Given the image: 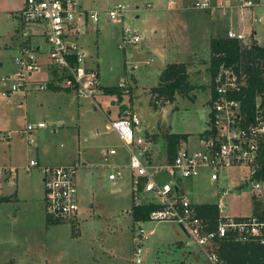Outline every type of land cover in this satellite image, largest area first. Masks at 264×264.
<instances>
[{
	"label": "rangeland",
	"instance_id": "rangeland-1",
	"mask_svg": "<svg viewBox=\"0 0 264 264\" xmlns=\"http://www.w3.org/2000/svg\"><path fill=\"white\" fill-rule=\"evenodd\" d=\"M23 1L0 0V77L13 68L11 60L19 44L15 29ZM167 1L77 0L83 8L99 12L98 21L79 22L84 33L77 42L87 52L86 63L95 65L102 91L117 86L118 93L101 98L98 92L92 101L72 90L46 88L26 93L20 103L21 92L5 97L0 89V197L8 198L0 200V264H134L139 227L146 238L142 261L135 264H212L175 221L132 220L128 214L133 206L129 149L115 131L105 128L110 121L104 110L111 99L119 117L130 113L139 117L143 126L139 134L145 135L146 128L154 142L152 161L163 163L161 114L166 104L155 102L144 88L156 85L162 68L175 61L187 65L194 87L186 94L175 93L165 128L187 134L190 142L184 144L193 148L198 133L207 126L211 86L208 72L202 69L209 62L210 40L227 35L231 14L220 15L221 27L210 26L207 32L208 17L201 10L190 9L181 16L177 7L167 8ZM118 3L126 7L123 23L140 33L138 42L126 41L124 47L119 46L122 23L106 19L107 10ZM238 27L245 35L251 33L247 21H240ZM255 29L264 45V23ZM33 41L46 46L41 37L34 36ZM38 122H44V127H37ZM27 125L32 129L26 130ZM107 149H115L116 154L105 159ZM47 157L51 164H78L79 210L70 221L51 222L45 213L42 176L30 161ZM113 166L122 168L123 179L108 178L115 171ZM246 176L244 168L235 167L228 178L220 175L218 182L199 176L185 184L193 200L222 202L226 215L240 217L256 213V205L260 208L264 200V192L261 198L252 196L250 184H243ZM160 177L166 179L168 174ZM228 186L231 191L220 198V189Z\"/></svg>",
	"mask_w": 264,
	"mask_h": 264
},
{
	"label": "built area",
	"instance_id": "built-area-1",
	"mask_svg": "<svg viewBox=\"0 0 264 264\" xmlns=\"http://www.w3.org/2000/svg\"><path fill=\"white\" fill-rule=\"evenodd\" d=\"M169 4L175 5L176 0H169ZM189 6L213 14H231L234 25L227 30L226 36L248 44L253 42L252 31L249 35L243 34L238 23L247 21L255 25L264 22V0H193ZM125 13L126 7L118 3L108 9L106 15L108 21L122 23L120 47H124L126 41L136 43L140 40L138 30L123 23ZM18 16L19 44L12 57L14 70L0 79L1 94L7 97L15 92L30 93L46 89L50 83L72 90L79 97L93 99L99 89L98 72L87 65V52L76 38L84 33L79 22L86 25L90 20L98 21L99 12L83 8L77 0H24ZM34 36L43 38L46 46L34 42ZM42 53L46 54L50 79L36 82L31 77L43 66ZM247 79L248 74L242 70L236 72L231 66H220L210 79L207 126L197 137L198 144L189 148L180 140L172 161L165 158L160 164L148 160L154 142L146 133L139 134L143 126L135 113L107 123L108 130L115 131L129 149L127 169L133 205L156 204L149 220L178 223L188 239L204 249L212 264H223L216 251L217 240L221 237L231 235L242 243L252 240L264 244V200L257 213L240 217L226 215L224 203L213 202L218 215L214 229H210L209 221L197 215L198 203L193 202L181 187L186 180L199 176H207L212 183L218 182L220 175L228 178L230 169L242 167L247 172L244 182L250 184L252 196L263 197L264 177L258 173L264 172V106L256 97L255 113L248 115L241 99L235 96L247 85ZM119 84L121 86L123 81ZM37 127H44V122H38ZM31 129L30 125L26 126V130ZM114 153L115 149H109L104 156ZM30 165L37 166L42 176L47 217L51 221L74 218L79 210L78 164L39 165L31 160ZM114 170L108 174L110 180L124 178L121 167ZM164 172L169 178L161 180L160 175ZM2 174L0 167V178ZM220 191V198H223L231 187H222ZM143 234L144 230L139 227L134 264L142 261V241L146 238Z\"/></svg>",
	"mask_w": 264,
	"mask_h": 264
},
{
	"label": "trees",
	"instance_id": "trees-1",
	"mask_svg": "<svg viewBox=\"0 0 264 264\" xmlns=\"http://www.w3.org/2000/svg\"><path fill=\"white\" fill-rule=\"evenodd\" d=\"M221 65L231 66L236 72L242 70L248 74L247 85L235 95L241 99L248 115L255 113L256 97L264 106V45L253 41L245 43L228 36L213 37L210 41V58L206 71L212 80ZM212 87V85L210 84ZM189 72L183 62L168 63L160 73L158 84L150 89L155 102L159 100L168 104L174 99L175 93L186 94L193 88ZM59 89V87H54ZM119 87L104 88L106 94L118 93ZM166 146V158L172 161L181 139H186L185 133L166 132L162 135ZM264 177V172L258 176ZM7 200V197H0ZM156 204L142 203L132 206L130 215L134 222L149 220V214L156 209ZM197 215L209 221V228L214 229L218 209L214 203L196 204ZM259 211L256 205L255 212ZM52 222V221H51ZM217 254L223 264H264V244L256 241L239 242L233 236H224L217 240Z\"/></svg>",
	"mask_w": 264,
	"mask_h": 264
},
{
	"label": "crops",
	"instance_id": "crops-1",
	"mask_svg": "<svg viewBox=\"0 0 264 264\" xmlns=\"http://www.w3.org/2000/svg\"><path fill=\"white\" fill-rule=\"evenodd\" d=\"M192 1L193 0H176V4L175 5H170L169 4V0L167 1V8L168 9H177V11L178 12H180V15L181 16H185L186 15V12L188 11V10H190L191 8H189L190 6V3H192ZM189 2V3H188ZM188 3V4H187ZM177 7V8H176ZM199 10V9H198ZM202 12H203V14H204V16L205 17H208V19L206 20L209 24L208 25H206V28H208L207 29V32L209 31V27L210 26H216V29H217V26H219V27H221V24L223 23H220V21H218V17L220 18V20H224V18L222 17V16H220L221 14H219V16H217V15H215V14H213V13H210L209 11H205V10H201ZM226 21V20H225ZM230 21H231V25H230V27L232 26V25H234V23H233V20H232V18L230 19ZM248 23V22H247ZM262 23H264V22H262ZM249 24V23H248ZM261 24V23H260ZM250 26H251V31H252V35H251V37H252V40L253 41H255V42H257L258 44H260V45H263L260 41H259V39H258V37H257V30L255 29V26L256 25H259V24H255V25H251V24H249ZM19 26V25H18ZM212 27H211V32H212ZM229 27V28H230ZM18 28V27H17ZM17 28L15 29V31L17 30ZM218 30V29H217ZM85 31H86V29H85ZM116 34H117V32L116 31H114L113 32V36H116ZM80 36H82V34H80L79 36H77V41H78V39H79V37ZM211 41V40H210ZM17 48V47H16ZM16 48H15V50H16ZM85 50V49H84ZM209 58H210V52H209ZM40 61H41V63H43V66L41 67V70H39L38 72H36V73H33L32 74V77H31V79L33 80V81H36V82H46V81H48L49 79H50V74L47 72V67H48V65H47V58H46V54L45 53H42L41 54V56H40ZM11 62H12V64H13V60H11ZM176 63L177 62H180V61H175ZM174 63V62H173ZM184 63V62H183ZM0 65H2V62H0ZM166 65H167V63H166ZM165 65V66H166ZM89 66V65H88ZM164 66V67H165ZM187 66V65H186ZM90 67H94L95 68V65L93 64V66H90ZM163 67V68H164ZM208 67V64H207V66L206 67H204L202 70L203 71H205V72H207L206 71V68ZM163 68H162V70H163ZM14 70V64H13V68H12V70H11V72ZM161 70V71H162ZM188 71V70H187ZM11 72H9V73H11ZM189 72V71H188ZM8 73V74H9ZM5 75H7V74H5ZM160 76V75H159ZM99 77V76H98ZM2 77H0V79H1ZM189 78H191V73H189ZM158 81H159V77H158ZM157 84H158V82H157ZM156 84V85H157ZM156 85H154V86H156ZM153 86V87H154ZM55 86H53V85H51L50 83L48 84V89L47 90H51V91H59V90H66L67 92H69V90L68 89H62V88H59V89H55L54 88ZM152 87L150 86V87H148V88H144V90H146V91H149L150 92V89H151ZM0 89H1V85H0ZM99 92V95H100V97L101 98H104V96L103 95H105V96H111V95H109V94H106V93H104L101 89H100V83H99V89H98V91H97V93ZM31 93V92H30ZM30 93H27V94H30ZM151 93V92H150ZM102 94V95H101ZM25 95H26V93H20V95H19V97H18V101L20 102V103H22L23 101H24V99H25ZM11 96V95H10ZM10 96H7V97H10ZM24 97V98H23ZM94 97H95V95H94ZM93 97V99H92V101H96L95 100V98ZM110 101H108L107 102V104H108V108L106 109V110H104V113H105V115L108 117V120L110 121V120H112V119H116V118H118L119 117V111L115 108V104H114V102H113V100L111 101V99H109ZM96 103V102H95ZM132 111L134 112V110H133V103H132ZM111 108L112 109H114V111H113V113H112V110H111ZM172 109H173V107H172ZM172 109H171V111H172ZM170 111V112H171ZM169 112V113H170ZM121 117V116H120ZM122 117H124V116H122ZM61 122V120L59 121V123ZM168 122H169V114H168ZM168 122L167 123H162V119H161V123L163 124V131L161 132L162 134H161V137H160V146H161V150H162V152H163V155H164V157L166 158V146H165V143H164V140H163V137H162V135L164 134V133H166V132H168L167 131V125H168ZM142 123V122H141ZM166 127V128H165ZM105 128L108 130V128H107V123H106V125H105ZM205 129V128H204ZM203 129V130H204ZM146 130V134H148V131H147V129L146 128H144V131ZM202 130V131H203ZM202 131H200L199 133H198V136L200 135V133L202 132ZM24 133H25V130L23 131V133L21 134V136L22 135H24ZM29 133V132H28ZM197 136V137H198ZM181 141L183 142V143H189L190 142V139H189V137H187L186 139H181ZM123 143V142H122ZM124 144V143H123ZM125 145V144H124ZM126 146V145H125ZM109 149H107L105 152H103V156H104V154L108 151ZM154 152H156L155 151V148H154V145H153V149L150 151V153H149V155H147V158H148V160H152V158L151 157H153V156H155L154 155ZM161 152V153H162ZM114 154H116V150H115V153ZM114 154H108L107 155V157H104L105 159H108L109 158V156H111V155H114ZM39 158V157H38ZM36 159L37 160V163L39 164V165H54V164H51V163H49L48 161V157H47V160H43L42 162H40L39 161V159ZM69 164L70 162L68 161V162H65V164ZM62 164H64V163H62ZM71 164V163H70ZM83 165H86V163H82ZM56 165V164H55ZM57 165H59V164H57ZM116 167H118V166H113L112 167V169H115ZM38 168V167H37ZM8 169H10V168H8ZM77 173H78V171H77ZM40 175H41V173H40ZM168 177H166V179H167ZM1 179V178H0ZM166 179H164V180H166ZM43 185V184H42ZM181 187L184 189V192L188 195V197L193 201V202H196V203H205L206 201H203V202H201V201H195V200H193V198L190 196V191L189 190H187V186H186V184H185V182H183L182 184H181ZM117 188H119V186L117 187ZM119 189H113V192H115V191H118ZM43 194H44V191H43ZM16 198V197H15ZM1 200V199H0ZM132 202H133V199H132ZM210 203H213V202H210ZM128 214H130V211H128ZM184 232V231H183ZM181 242H184L183 240H180Z\"/></svg>",
	"mask_w": 264,
	"mask_h": 264
},
{
	"label": "water",
	"instance_id": "water-1",
	"mask_svg": "<svg viewBox=\"0 0 264 264\" xmlns=\"http://www.w3.org/2000/svg\"><path fill=\"white\" fill-rule=\"evenodd\" d=\"M172 109V106L171 104H166L162 110V114H161V117H162V123H167L168 122V114L169 112L171 111ZM246 184V182H244V185Z\"/></svg>",
	"mask_w": 264,
	"mask_h": 264
}]
</instances>
